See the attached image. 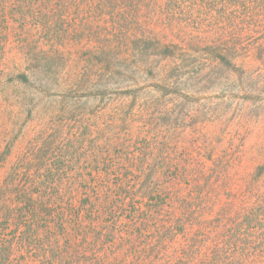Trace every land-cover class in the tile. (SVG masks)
<instances>
[{
    "label": "rangeland",
    "instance_id": "rangeland-1",
    "mask_svg": "<svg viewBox=\"0 0 264 264\" xmlns=\"http://www.w3.org/2000/svg\"><path fill=\"white\" fill-rule=\"evenodd\" d=\"M139 6L142 30H129V47L120 46L124 65L88 81L84 67L98 52L94 42L67 41L58 54L32 26L21 30L10 21L0 54V177L43 133L61 142L85 133V125L94 129V120L97 135L103 130L119 144L126 129H140L138 119L122 113L130 103L144 108L134 104L136 92L149 108L138 114L156 122L148 151L155 174L132 190L143 235L131 232L138 228L133 224H111L63 250L76 254V262L42 261L35 247L22 264H264V4L232 23L203 22L194 45L161 26L153 1ZM78 27L79 21L72 25ZM157 40L179 48L172 57L163 55ZM37 47L36 56L28 51ZM25 72L42 91L15 78ZM168 79L172 85L165 88ZM156 92L161 104L154 105ZM112 196L120 199L117 191ZM122 218L128 219L106 220ZM35 250L39 254L31 255Z\"/></svg>",
    "mask_w": 264,
    "mask_h": 264
},
{
    "label": "trees",
    "instance_id": "trees-1",
    "mask_svg": "<svg viewBox=\"0 0 264 264\" xmlns=\"http://www.w3.org/2000/svg\"><path fill=\"white\" fill-rule=\"evenodd\" d=\"M145 1L149 0H0V54L5 50L10 21H14L21 30L32 26L46 46L49 45L58 54H61L67 41L81 44L88 39L94 42L91 48L98 52L84 67L87 68L84 77L87 81L93 79V75L103 78L101 70L112 67V73L116 66L125 63L120 46L123 45L124 49L129 47V30H142L139 4ZM151 1L156 6L155 10L159 11L156 18L163 23L161 26L191 45L196 38L201 40L195 31L201 32L203 22L204 27L205 23L214 26L216 20L232 23L237 17L253 15L256 7L264 4V0H251L256 4L254 6H251L250 0H230L228 17L225 16L227 7L223 5L226 0ZM78 21L80 27L73 29L72 25ZM155 45L169 57L174 56V51L179 48L177 44L163 45L159 40ZM38 50L37 47L35 53L33 49L28 51L36 56ZM49 71L50 67L46 72ZM81 76L74 81L76 86L80 84ZM15 78L34 88V91H42L30 82L26 72ZM171 85L168 79L164 87ZM154 96L157 99L153 104H161L159 92ZM133 99L135 105L140 103L144 108L137 106L139 110H134L130 103L124 106L122 113L128 119H138L140 129H126V136L120 139L119 144L104 136L103 130L97 135L93 120L91 127L94 129L88 130L85 125V133L76 132L57 143L48 135L44 137L43 133L25 151L17 154L9 171L0 177V264H22L28 259L26 252L35 247L42 253V261L68 258L76 262V254H71L69 250V254H66L67 251L63 254V250L74 246L76 241H88L90 232L101 233L111 224H133L138 228L131 232L136 230L140 236L143 235L139 228L141 225L137 223L140 215L135 202L136 194L132 190L141 180L149 183L155 174L148 151L152 146V130L156 122L138 114L149 108L143 100H139L137 92ZM161 110L167 111V104L163 103ZM29 111L32 113L34 110ZM45 133L49 134V131ZM105 140L108 142H103ZM164 157L161 154L160 159L164 160ZM115 191L119 192L120 199H113ZM75 200L79 202L76 204ZM116 215H125L128 219L106 220ZM55 224L62 228H52ZM112 238L116 239L115 236ZM128 240L131 246L136 247L134 240ZM33 253L39 254V251L30 252L31 255Z\"/></svg>",
    "mask_w": 264,
    "mask_h": 264
}]
</instances>
